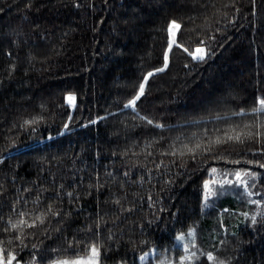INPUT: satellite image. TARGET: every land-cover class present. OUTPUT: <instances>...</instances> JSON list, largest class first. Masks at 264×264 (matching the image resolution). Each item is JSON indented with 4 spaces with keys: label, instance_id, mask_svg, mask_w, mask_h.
Here are the masks:
<instances>
[{
    "label": "trees",
    "instance_id": "trees-1",
    "mask_svg": "<svg viewBox=\"0 0 264 264\" xmlns=\"http://www.w3.org/2000/svg\"><path fill=\"white\" fill-rule=\"evenodd\" d=\"M28 3L0 0V8L4 9L0 12V154L10 147L7 135L16 137L19 133L20 145L0 165V179L7 174L10 192L34 181L50 184L53 175L59 182L61 177H71L76 170L93 164L101 172L103 166L113 162L119 168L121 161L111 153L129 147L133 140L142 141L156 133L169 139L182 134L183 138L203 128H223L226 122L248 118L225 113L264 95V0H257L255 15L251 14L249 0H237L239 14L223 7L229 0H80V8L75 7V0H31V8L25 7ZM223 11L230 12L229 19L235 16L234 24L221 20ZM173 18L182 21L175 37L177 44L195 51L203 38L209 53L197 61L173 46L168 68L149 79L145 97L137 102L141 114L168 127H142L139 119H133V110L123 105L134 94L142 75L162 66L170 40L168 24ZM216 27L223 31L216 32ZM212 35L217 39L207 40ZM12 63L17 69L9 76L7 66ZM69 92L75 94L74 109L68 101ZM42 104L45 109H41ZM37 113L49 119L47 125L38 126L37 133L27 135L16 127ZM69 114L73 116L70 130L57 135ZM97 116L105 119L82 126ZM49 133L51 140L47 139ZM227 166L264 171L255 165ZM196 168L190 161L189 171L175 177L171 191L164 194L167 208L156 222L145 224L143 230L138 227L140 220L148 216L145 208L121 225L125 235L117 238L119 249L113 246L111 252L103 253V264H114L124 256L130 264L133 260L140 264V251H148L153 244L158 248L156 256L170 255L164 250L174 244L179 255L182 249L175 235L193 226L199 246L205 251L216 250L222 257L234 258L233 264H264V221L252 226L239 212L229 214L225 223L236 235L219 237L225 241L222 246L218 238L221 207L247 205L248 211H254L256 206L235 201L229 191L214 207L202 210V182L208 173ZM13 175L17 176L14 183ZM84 204L85 211L75 217L71 233L84 227L88 213L95 207L90 198H85ZM7 211L5 207L4 214ZM104 238L107 242V231ZM141 240L147 243L141 244ZM74 254L72 250L67 253ZM22 255L25 260L30 258L27 250ZM156 256L149 257L153 264Z\"/></svg>",
    "mask_w": 264,
    "mask_h": 264
},
{
    "label": "snow or ice",
    "instance_id": "snow-or-ice-1",
    "mask_svg": "<svg viewBox=\"0 0 264 264\" xmlns=\"http://www.w3.org/2000/svg\"><path fill=\"white\" fill-rule=\"evenodd\" d=\"M104 2L107 3V0ZM249 3L252 6L251 14L255 15L257 0H249ZM31 6L29 0L25 7L31 8ZM82 6L80 0H75V7ZM223 7L231 8L235 14L241 11L237 0H229V3ZM2 11L4 9L0 8V12ZM229 17V11L221 12L222 21L234 24L235 16L231 19ZM187 19L191 20L192 17ZM205 19L209 18L205 17ZM181 27L182 21L176 18L170 20L167 29L170 40L163 54L162 66L154 67L143 74L139 84L134 86L136 89L134 94L123 105L125 109L133 110L135 113L133 119H139L142 127L151 126L161 130L168 127L162 121L141 114L137 102L145 97L149 79L168 68L173 46L183 49L197 61L204 60L209 53L206 40L203 38L196 44L195 51H190L183 43L177 44L175 37ZM215 31L220 33L223 30L216 27ZM216 39L215 35L207 37L209 41ZM7 55L11 57L12 52L9 51ZM16 69L15 63L9 64L7 66L9 76ZM67 97L74 109L75 94L69 92ZM40 107L45 109L43 104ZM225 115L248 118L239 122H226L223 128L211 130L203 128L183 138L182 134L169 139L161 133H156L144 137L142 141L133 140L129 147L111 153L112 157L121 161L119 168L115 167L113 162L111 166H103L104 171L101 172L100 167L93 164L76 170L71 177H61L59 182L53 175L50 184L34 181L30 186L14 187L11 192L5 174V178L0 179V264H103V253L111 252L113 246L119 249L117 238L125 235V229L121 225L125 224L130 216L142 213L145 208L149 210L148 216L143 217L138 224L141 230L144 229L145 224H152L159 219V214L167 208L164 194L171 191L176 176L184 175L189 171L190 161L197 166L194 170L204 168L208 173V178L202 182V210L214 207L222 195L229 191L235 194L240 188L243 189L241 195L245 197L247 204L256 206L254 211L221 207L218 212L220 229L218 238L229 234L233 237L236 235L235 232L230 233L229 226L225 223V217L229 214L235 215L239 212L245 222H250L252 226L264 221V191H255L258 185L264 190V184L261 183L264 179V171H257L247 166L235 168L227 166L255 165L264 170V95L256 96L250 105L245 107L238 105L235 110L230 109ZM215 118L219 120L220 115L217 114ZM103 119L105 117L97 116L82 126L87 127ZM72 121L73 116L67 115L62 131L57 132V135H63L70 130ZM48 122L49 119L45 115L37 113L24 118L16 127L25 130L27 135H32L38 132L39 125H47ZM8 131L11 132L12 129ZM18 139L19 133L16 137L5 136V140L10 142V147L6 148L5 154H0V165L19 149ZM47 139H53L51 133L48 134ZM136 147L140 150L136 151ZM96 155L99 161L101 158L99 151ZM221 162H224L223 166ZM69 179L71 183H66L65 181ZM11 180L14 183L17 176H11ZM85 198L94 201L95 207L88 213L84 227L77 228L75 233H71L69 229L75 222V217L85 211ZM5 207L8 209L7 214L3 212ZM132 223L135 225L137 222L133 220ZM105 231H107V242L104 238ZM174 239L182 249L179 255L175 252L177 245L174 244L164 250L170 255L162 253L156 256L158 248L153 244L148 251H140L138 257L140 264H153L149 260L150 255L156 256L154 264H233L234 262V258L222 257L216 250L205 251L201 248L197 241L195 226L190 227L187 234L179 231ZM129 241H132V237H129ZM224 242L223 238H219L221 246ZM140 243L147 242L141 240ZM135 249L134 244L133 251ZM25 250L30 257L27 260L22 255ZM69 250L75 254L67 255ZM61 251L65 254L56 255ZM114 264H130V261L124 256L116 259ZM131 264H135V261L133 260Z\"/></svg>",
    "mask_w": 264,
    "mask_h": 264
},
{
    "label": "rangeland",
    "instance_id": "rangeland-1",
    "mask_svg": "<svg viewBox=\"0 0 264 264\" xmlns=\"http://www.w3.org/2000/svg\"><path fill=\"white\" fill-rule=\"evenodd\" d=\"M254 170H257V169H254ZM257 171H260V170H257ZM263 184V183H262ZM255 191H257V192H262V191H264V190H262L260 187H259V185L257 186V188L255 189ZM230 193H231V198H233L235 201H237V200H239V201H241V202H243V203H246V199H245V197L244 196H242L241 195V192H239V190H237L236 191V193L235 194H233V192L232 191H230ZM253 198H259V197H253ZM228 203H226L225 205H227ZM235 206V205H234ZM234 206H232L231 207V209H238L239 211H248L247 209V205H246V209L245 208H240V207H234ZM186 234H187V232H186Z\"/></svg>",
    "mask_w": 264,
    "mask_h": 264
}]
</instances>
